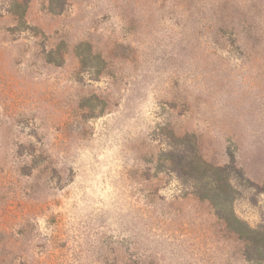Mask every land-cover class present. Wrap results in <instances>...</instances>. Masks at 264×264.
<instances>
[{
  "label": "rangeland",
  "instance_id": "1",
  "mask_svg": "<svg viewBox=\"0 0 264 264\" xmlns=\"http://www.w3.org/2000/svg\"><path fill=\"white\" fill-rule=\"evenodd\" d=\"M264 0H0V264H264Z\"/></svg>",
  "mask_w": 264,
  "mask_h": 264
},
{
  "label": "trees",
  "instance_id": "2",
  "mask_svg": "<svg viewBox=\"0 0 264 264\" xmlns=\"http://www.w3.org/2000/svg\"><path fill=\"white\" fill-rule=\"evenodd\" d=\"M213 184L210 191V201L217 208L219 217L227 227L237 234L247 246V255L256 256L264 262V231L251 227L239 219L232 209L233 189L228 181V176L222 168H214L211 172Z\"/></svg>",
  "mask_w": 264,
  "mask_h": 264
}]
</instances>
